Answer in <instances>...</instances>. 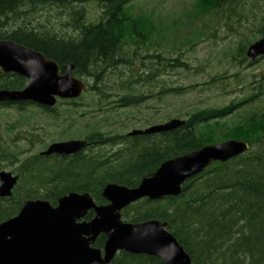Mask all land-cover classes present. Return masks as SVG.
<instances>
[{"label": "trees", "instance_id": "16d2710c", "mask_svg": "<svg viewBox=\"0 0 264 264\" xmlns=\"http://www.w3.org/2000/svg\"><path fill=\"white\" fill-rule=\"evenodd\" d=\"M133 1L0 0V39L43 52L62 70L72 63L75 76L86 82L78 98L57 103L66 105L64 118H70L61 127L57 105L22 102L15 110L27 113L25 122L36 113L48 114L53 130L47 131L61 129L54 141L75 137L87 142L73 155H44L41 152L48 144L43 138L40 150L34 152L39 140L33 125L29 135L23 136L25 147L7 142L0 134V170L5 164L17 175L11 195L0 198V222L16 215L28 198L47 199L55 205L62 195L76 191L90 192L97 204L106 203L101 191L107 182L134 187L166 159L205 144L238 139L248 142L246 152L226 162H212L183 183L178 195L142 198L121 215L128 222H167L194 264H264V72L250 73L248 79L242 78L240 70L232 73V80L242 88L238 97L222 105L178 111L173 118L183 123L162 132L101 130L96 125L102 114L93 120L97 112L109 109L107 104L111 109L137 107L148 98L177 97L195 88L196 83L174 84L167 74L178 68L190 71L185 52L207 38L221 21L233 27V23L248 22V14L254 15L257 23L230 29L234 45L224 51L231 63L252 67L264 59V55L254 60L246 55L247 46L264 36V14L256 17L258 6L246 0H194L191 8L171 18L168 28L163 19L134 11ZM88 4L97 9L96 16L91 17ZM114 75L118 82L108 84ZM217 78L210 77L204 85H215ZM25 81L22 76L1 77L0 89H19ZM91 216L90 210L85 218ZM104 241L100 234L93 245L102 247ZM109 264L164 263L153 256L119 251Z\"/></svg>", "mask_w": 264, "mask_h": 264}, {"label": "water", "instance_id": "95a60500", "mask_svg": "<svg viewBox=\"0 0 264 264\" xmlns=\"http://www.w3.org/2000/svg\"><path fill=\"white\" fill-rule=\"evenodd\" d=\"M246 55L252 60L264 55V36L247 46ZM0 68L26 78L22 89H0V101L53 107L58 100L78 98L86 88L85 81L75 76L72 63L59 73L54 60L11 39H0ZM182 123L179 118H171L129 133L162 132ZM85 144L82 139L56 141L41 154L71 155ZM248 148L247 141L226 139L176 155L162 161L134 187L107 182L101 191L106 203L97 204L90 192L76 191L59 197L56 205L42 198L25 199L16 215L0 222V264H109L119 251L153 256L164 264H194L167 222H128L122 219L121 211L142 198L176 196L183 183L212 162H226ZM16 182L17 175L12 171L0 170V198L10 196ZM90 210L92 216L86 219ZM100 234L105 236L104 244L95 247L93 243Z\"/></svg>", "mask_w": 264, "mask_h": 264}, {"label": "rangeland", "instance_id": "374dc122", "mask_svg": "<svg viewBox=\"0 0 264 264\" xmlns=\"http://www.w3.org/2000/svg\"><path fill=\"white\" fill-rule=\"evenodd\" d=\"M246 1H248L246 3L249 5L253 2L254 5L258 6V9L255 10L256 17L264 14V0ZM193 2L194 0H134L133 9L134 11L150 13L154 19H163L166 27L171 28V25H169L173 21L171 18L179 15L185 9L191 8ZM87 8L91 17L97 15L98 11L93 4H88ZM247 17L249 19L248 22L257 23L254 15L248 14ZM248 22L244 20L240 25L233 23V27L225 25L223 21L215 24L217 26L216 29L211 30L207 38L204 37L201 43L185 52L184 59L190 65L191 70L186 72L184 69L178 68L168 72L169 80L173 81L174 84H198L191 91L184 92L177 97L163 96L161 100H157L155 97L148 98L137 107L111 109L110 104H107L109 107L107 111L97 112V116H93L94 122L101 119L96 126H99L101 130L112 128L115 131L126 133L134 129H144L150 125L166 122L171 119L167 118V115L173 118L178 111L183 113L185 110H190L193 107L222 105L228 103L232 98L238 97L242 92V88L239 86L240 82L235 83L232 80V73L240 70L242 78L248 79L250 73L260 74L264 72L263 58H260L252 67L245 69L240 68L236 63H231L224 55V51L234 45L233 36L229 35L230 29L234 27L242 29L244 26L250 25ZM198 24H200V21ZM231 33L234 34V31H231ZM224 74L228 76L219 78V76L222 77ZM216 75L218 78L215 85H204V82H207L210 80V77ZM117 79L116 75L111 76L108 84H116L118 82ZM154 90L157 91L158 86L154 87ZM56 107L60 111V118L57 122L60 124L59 127H61L63 122L70 121V118H64L68 116L64 111L66 105H57ZM82 109L79 110L82 111ZM25 115L27 113H21L15 109H0V134L6 138L7 142L13 140L12 142L25 147L26 139L23 136L29 135L27 131L31 129L32 125L34 126L33 131L38 132V135H35V137L39 140H35L36 146L34 147V152H38L41 148L40 138H43L41 141L44 140L48 145L52 142L60 141L52 139L59 137V134L56 133L61 129L58 128L53 133L47 131L53 130V125L49 124L50 116L48 114L41 115L36 113L26 122L24 121L26 119ZM73 115L78 117V115ZM100 115L101 117H99ZM81 120L79 119V123ZM79 123L76 122L75 125L77 126ZM79 130L80 128L78 127ZM73 131L76 132L77 130L74 129ZM1 167L9 170L5 164L1 165Z\"/></svg>", "mask_w": 264, "mask_h": 264}, {"label": "flooded vegetation", "instance_id": "af4514ba", "mask_svg": "<svg viewBox=\"0 0 264 264\" xmlns=\"http://www.w3.org/2000/svg\"><path fill=\"white\" fill-rule=\"evenodd\" d=\"M37 50V49H36ZM39 51V50H38ZM41 52V51H40ZM43 53V52H42ZM47 59H50V58H47ZM53 60V59H52ZM55 61V60H54ZM56 62V61H55ZM57 64H58V68H59V73H64V68H63V70L61 69V66L59 65V63L58 62H56ZM67 65V64H66ZM65 65V66H66ZM64 66V67H65ZM16 76H22V75H20V74H17V73H15V72H4V71H2V69L0 68V78L1 77H3V78H6V79H13V77H16ZM22 77H24V76H22ZM25 78V77H24ZM82 79V78H81ZM25 80H26V78H25ZM25 84H26V81H25ZM25 84H24V86H25ZM23 86V87H24ZM22 87V88H23ZM22 88H19V89H22ZM19 89H11V90H19ZM9 90V89H8ZM22 102H24V101H17V103H15V104H13L14 102L13 101H0V106H2V107H4L3 109H16V107L18 106V104H21ZM87 146V142H86V144H85V146L81 149V150H83L85 147ZM81 150H79V151H81ZM79 151H77V152H79ZM76 152V153H77ZM75 154V153H74ZM71 155H73V154H71Z\"/></svg>", "mask_w": 264, "mask_h": 264}]
</instances>
